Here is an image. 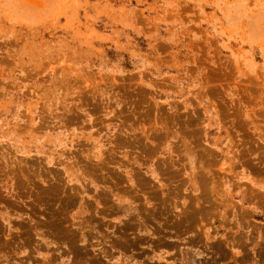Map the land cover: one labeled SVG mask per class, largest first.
Instances as JSON below:
<instances>
[{
    "label": "rangeland",
    "instance_id": "374dc122",
    "mask_svg": "<svg viewBox=\"0 0 264 264\" xmlns=\"http://www.w3.org/2000/svg\"><path fill=\"white\" fill-rule=\"evenodd\" d=\"M0 264H264V0H0Z\"/></svg>",
    "mask_w": 264,
    "mask_h": 264
},
{
    "label": "crops",
    "instance_id": "0c3cea01",
    "mask_svg": "<svg viewBox=\"0 0 264 264\" xmlns=\"http://www.w3.org/2000/svg\"><path fill=\"white\" fill-rule=\"evenodd\" d=\"M161 255H164V254H161Z\"/></svg>",
    "mask_w": 264,
    "mask_h": 264
}]
</instances>
